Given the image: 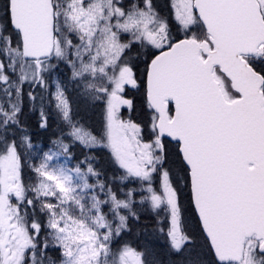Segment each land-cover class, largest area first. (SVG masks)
I'll return each instance as SVG.
<instances>
[{"label": "snow or ice", "instance_id": "snow-or-ice-1", "mask_svg": "<svg viewBox=\"0 0 264 264\" xmlns=\"http://www.w3.org/2000/svg\"><path fill=\"white\" fill-rule=\"evenodd\" d=\"M143 213L167 264H264V0H3L0 264H165Z\"/></svg>", "mask_w": 264, "mask_h": 264}, {"label": "trees", "instance_id": "trees-1", "mask_svg": "<svg viewBox=\"0 0 264 264\" xmlns=\"http://www.w3.org/2000/svg\"><path fill=\"white\" fill-rule=\"evenodd\" d=\"M3 0H0V3H2ZM167 2V1H166ZM131 96H133L136 99L137 103V111L139 110V106L141 105L143 101V97L141 93L136 92L133 90L132 93H130ZM74 102L78 106V109L80 111L81 116L84 117L85 121L92 126H98V122L101 119V115L99 112V109L93 108L85 99H78L74 97ZM128 115V110H125V116ZM133 115H136V113H133ZM38 119V115L32 117V122L34 123ZM57 125L53 123L52 128L48 131H45L43 129H36L34 128V131L37 132L36 140L38 143H47V140L50 138L49 133L51 131L56 130ZM74 154L83 157L84 154L89 155H95L99 158L100 162L97 164V167L103 166V159L106 157L104 156V153L101 152H88L86 149H83L82 146L77 145L73 148ZM154 228V218L152 214L150 213H143L141 216V219L139 222L132 221L130 223V234L129 236H124L123 239L127 240H133L136 243L139 244V242H142L143 240V232L149 231L150 229ZM152 248L153 252L155 253L156 261H164L165 264L171 259V260H178L179 257L171 256L169 257L167 255V250L164 246V243L161 240H153L152 242Z\"/></svg>", "mask_w": 264, "mask_h": 264}, {"label": "rangeland", "instance_id": "rangeland-1", "mask_svg": "<svg viewBox=\"0 0 264 264\" xmlns=\"http://www.w3.org/2000/svg\"><path fill=\"white\" fill-rule=\"evenodd\" d=\"M167 0H156V2L160 5V7L162 9L165 8L167 2ZM38 115V114H37ZM102 118V117H101ZM83 157H81L82 159ZM153 216V215H152ZM154 218V217H153ZM155 222V221H154ZM143 234V240H141L142 242H139V245H141V249L143 248H148L151 255L149 257L150 261L152 260H156L155 258V253L153 252V248H152V242L153 240H161L164 243L165 246V240L163 239L162 236L159 235V233L155 230V228L150 229L149 231H145L142 233ZM129 236V235H126ZM129 240V239H127Z\"/></svg>", "mask_w": 264, "mask_h": 264}]
</instances>
